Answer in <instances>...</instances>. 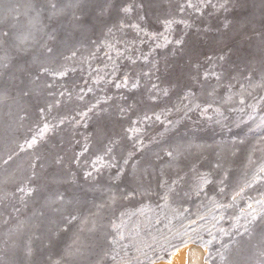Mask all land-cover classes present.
Returning a JSON list of instances; mask_svg holds the SVG:
<instances>
[{"label":"rangeland","instance_id":"1","mask_svg":"<svg viewBox=\"0 0 264 264\" xmlns=\"http://www.w3.org/2000/svg\"><path fill=\"white\" fill-rule=\"evenodd\" d=\"M224 3L0 0V264H264V0Z\"/></svg>","mask_w":264,"mask_h":264},{"label":"bare ground","instance_id":"2","mask_svg":"<svg viewBox=\"0 0 264 264\" xmlns=\"http://www.w3.org/2000/svg\"><path fill=\"white\" fill-rule=\"evenodd\" d=\"M206 252V246L190 242L176 248L168 259H158L150 264H209Z\"/></svg>","mask_w":264,"mask_h":264},{"label":"snow or ice","instance_id":"3","mask_svg":"<svg viewBox=\"0 0 264 264\" xmlns=\"http://www.w3.org/2000/svg\"><path fill=\"white\" fill-rule=\"evenodd\" d=\"M228 2H229V0H225V3L222 4V5H220V7H221L222 9H227ZM188 6H189V7H194L191 3H189ZM197 10H198V9H197ZM125 11H130V9H125ZM25 39H26V38H25ZM177 43H179V41H177ZM51 51H52V50L49 49V52H51ZM42 71L47 72V69H42ZM61 75H64V73H61ZM133 86L135 87V85H133ZM117 87H119V85H117ZM165 94H166V93H165ZM41 111H43V109H42ZM145 118H146V119H149L148 117H145ZM157 119H159V117H157ZM29 147H31V144L29 145ZM169 155H171V153H169ZM28 191L31 192L32 190L29 189Z\"/></svg>","mask_w":264,"mask_h":264}]
</instances>
